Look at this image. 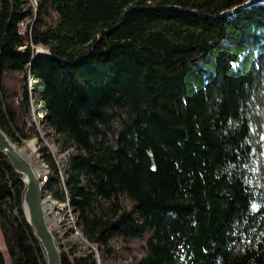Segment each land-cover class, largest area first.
Listing matches in <instances>:
<instances>
[{
    "label": "trees",
    "instance_id": "obj_1",
    "mask_svg": "<svg viewBox=\"0 0 264 264\" xmlns=\"http://www.w3.org/2000/svg\"><path fill=\"white\" fill-rule=\"evenodd\" d=\"M241 1L0 0V128L39 141L34 98L73 148L61 171L39 147L48 192L102 257L148 231L132 264H264V0ZM22 186L0 154L10 264H45Z\"/></svg>",
    "mask_w": 264,
    "mask_h": 264
},
{
    "label": "rangeland",
    "instance_id": "obj_2",
    "mask_svg": "<svg viewBox=\"0 0 264 264\" xmlns=\"http://www.w3.org/2000/svg\"><path fill=\"white\" fill-rule=\"evenodd\" d=\"M255 0H242L237 5H242L246 2L249 3ZM228 9V8H227ZM223 9L222 11H224ZM43 52L46 49L38 46L35 51L40 50ZM32 107V108H31ZM30 107V117L31 120L36 125L39 135V141L35 136H29L27 138H23L20 144H17L23 150V153L35 164H40L41 172H43L42 178L45 180V188H44V198L47 200L48 196L51 195L48 192V188L46 186V181L49 176L50 170L41 159L39 147L41 145H46L52 155L54 156L58 168L63 169L65 165L66 158L73 150L72 147L67 149H61L60 143L58 140V135L53 132L41 119L40 115L36 111V103L34 98L31 100ZM29 141H33L34 151L31 152L28 148L25 147V144ZM47 197V198H46ZM53 200L54 198L51 197ZM56 202V199H54ZM124 204H130V201L127 198H123ZM58 202V200H57ZM61 208L58 211L59 223L55 224L49 221L50 226L52 228V233L55 237V241L61 251V253H67L71 247V245H76L77 248L81 250L91 249L94 257L96 258L97 264H132L139 257L144 255V247L145 240L149 232L146 231L142 235L134 238H130L127 240H123L119 237L111 238L109 241V246L111 247V251L109 254L101 256L100 252H98L95 244L86 241L81 232L79 231L78 224L75 221V212L70 208L69 204L64 201H59ZM0 248L3 251L6 264H10L9 257L4 247L1 231H0ZM171 264H193L192 262H184L181 258H176Z\"/></svg>",
    "mask_w": 264,
    "mask_h": 264
},
{
    "label": "water",
    "instance_id": "obj_3",
    "mask_svg": "<svg viewBox=\"0 0 264 264\" xmlns=\"http://www.w3.org/2000/svg\"><path fill=\"white\" fill-rule=\"evenodd\" d=\"M0 154L23 182L20 195L22 211L41 248L45 264H62L61 251L44 214V178L36 174L35 163L1 128Z\"/></svg>",
    "mask_w": 264,
    "mask_h": 264
},
{
    "label": "bare ground",
    "instance_id": "obj_4",
    "mask_svg": "<svg viewBox=\"0 0 264 264\" xmlns=\"http://www.w3.org/2000/svg\"><path fill=\"white\" fill-rule=\"evenodd\" d=\"M244 5V4H243ZM25 147L28 148L31 152L34 151V147H33V141H29L28 143L25 144ZM19 150L21 152H23L24 149H21L19 147ZM35 171L36 174H38L39 176H43V172H41L40 169V164L37 165L35 164ZM47 198V197H46ZM61 208V205L56 201L52 200L51 197L48 196L47 200L44 198V214H45V218L50 226V222L58 224L59 223V218H58V211ZM49 219V221H48ZM51 228V226H50ZM52 230V228H51Z\"/></svg>",
    "mask_w": 264,
    "mask_h": 264
}]
</instances>
